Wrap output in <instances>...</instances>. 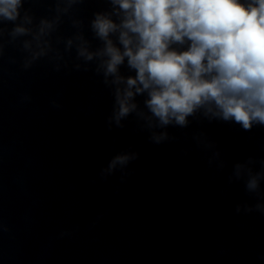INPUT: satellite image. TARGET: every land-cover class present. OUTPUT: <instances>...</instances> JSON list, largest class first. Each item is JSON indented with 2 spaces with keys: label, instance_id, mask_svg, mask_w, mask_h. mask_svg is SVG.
<instances>
[{
  "label": "clouds",
  "instance_id": "9594fccd",
  "mask_svg": "<svg viewBox=\"0 0 264 264\" xmlns=\"http://www.w3.org/2000/svg\"><path fill=\"white\" fill-rule=\"evenodd\" d=\"M27 0H0V40L28 55L22 67L27 70L52 51L49 37L59 24L61 9L53 21L41 19L35 31ZM81 0H67L64 14ZM110 11H96L90 21L92 39L77 31L65 43L64 53L73 61L72 69L90 70L102 76L114 102L107 117L109 130L123 128V121L135 116L149 140L160 145L175 140L169 126L186 128L189 117L201 113L206 119L236 124L244 131L264 127V0H106ZM23 10V15H22ZM11 24L10 29L5 25ZM82 21H73L80 28ZM99 44L93 49L92 41ZM59 38L57 43H59ZM35 45V48L33 47ZM4 43H0L3 56ZM73 47L75 56L72 57ZM56 50L55 57L64 60ZM82 61L83 63H79ZM65 60L64 67L68 68ZM130 74H122L121 68ZM60 71V65L54 66ZM143 97V106L137 101ZM30 96L23 97L29 101ZM53 106L60 105L53 101ZM158 130V131H157ZM219 155V153H217ZM139 158L132 150L114 155L100 175L107 179L117 169L121 181L130 175L124 170ZM256 162L249 157L247 163ZM253 172L237 162L229 184L244 181L256 203L237 204V214H264V159ZM247 178L244 179V175ZM67 233H62L65 235Z\"/></svg>",
  "mask_w": 264,
  "mask_h": 264
}]
</instances>
